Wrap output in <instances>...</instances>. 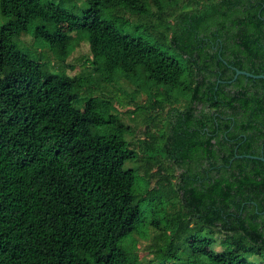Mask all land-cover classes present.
Returning <instances> with one entry per match:
<instances>
[{
	"label": "trees",
	"instance_id": "16d2710c",
	"mask_svg": "<svg viewBox=\"0 0 264 264\" xmlns=\"http://www.w3.org/2000/svg\"><path fill=\"white\" fill-rule=\"evenodd\" d=\"M88 1L0 0V264H264V0Z\"/></svg>",
	"mask_w": 264,
	"mask_h": 264
},
{
	"label": "rangeland",
	"instance_id": "374dc122",
	"mask_svg": "<svg viewBox=\"0 0 264 264\" xmlns=\"http://www.w3.org/2000/svg\"><path fill=\"white\" fill-rule=\"evenodd\" d=\"M44 1H51V2H56V3H62L66 8L68 9H71L73 10L74 12L76 13H81L83 11V9L87 8V6L89 5V1L87 2V0H44ZM118 16V14H116L115 12L113 11H104L102 13V17L104 19H108V20H112V19H115L116 17ZM128 16V15H127ZM122 20V19H121ZM136 20H133L132 22H126L124 25L120 24L121 25V28L135 36V37H139V38H143L145 37L144 33L141 32V31H136L135 30V24H136ZM4 24V20L3 18L1 17L0 15V27L1 25ZM61 29H67V26L66 24H63L61 25ZM24 37L22 38L23 40V43L25 44H35L33 43L34 42V39L32 38V35L30 33L28 34H24L23 35ZM36 45V44H35ZM88 43H85L83 42L80 47L74 52V54L72 55L71 57V60H75L77 59L80 55L82 54H85V53H88L89 52V48H88ZM43 49L42 48H39V51H42ZM45 61H49V58L46 56L45 57ZM79 71L78 69H75V70H71L70 73L71 74H77ZM143 117L141 114L138 115V121L139 120H142ZM136 166V163H128L127 166H126V170H127V174H134L133 171H130L132 170L134 167ZM132 168V169H131ZM142 194L143 192L139 191L138 195H139V200L141 201V208H142V216H141V223H139L138 225V229L137 231L131 235V237L126 241L128 244H131L132 245V242L133 240L135 239L137 241V238L139 240V243L138 245L136 244V251L139 250L140 247L142 246H145L148 239L146 238L145 234H148V231H149V227L147 226L149 220L151 219L152 215H151V211H150V205L152 204L151 201H149L148 199H145V200H142ZM136 234H139L141 236H137ZM182 258L185 257V253L184 251H181L180 253H178ZM139 257L142 261H146L150 258V256H148L145 252L141 251L140 254H139ZM250 261H253L255 263L257 262H260L261 259L259 257H251L249 258ZM173 263L171 264H180V261H172Z\"/></svg>",
	"mask_w": 264,
	"mask_h": 264
},
{
	"label": "water",
	"instance_id": "95a60500",
	"mask_svg": "<svg viewBox=\"0 0 264 264\" xmlns=\"http://www.w3.org/2000/svg\"><path fill=\"white\" fill-rule=\"evenodd\" d=\"M235 72H236L235 79L238 76H245L247 78L264 80V74H262V75H254V74H251V73H248V72H245V71L236 70V69H235ZM245 157L246 158H250V159H254V160H259V161L264 163V157L263 156H238V158H245Z\"/></svg>",
	"mask_w": 264,
	"mask_h": 264
}]
</instances>
